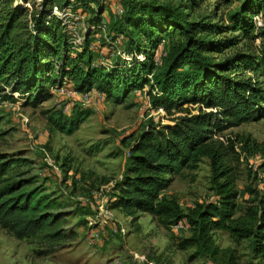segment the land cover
Wrapping results in <instances>:
<instances>
[{
  "label": "trees",
  "instance_id": "trees-1",
  "mask_svg": "<svg viewBox=\"0 0 264 264\" xmlns=\"http://www.w3.org/2000/svg\"><path fill=\"white\" fill-rule=\"evenodd\" d=\"M54 7L61 12L80 7L90 13L92 25L75 55L64 20L53 15ZM123 9L122 16L110 22L113 36H107L113 42L122 39L128 60L106 67L89 49L102 23V0H40L31 9L14 0H0V92L3 87L10 90L0 99L15 101L17 94L25 105L36 107L50 99L51 89L64 79L78 92L94 90L116 104L149 87L147 110L179 116L172 118V125L150 123L122 140L128 158L107 209L131 220L147 214L165 227L183 223L189 235L178 247L194 248L197 257L214 259L221 254L214 234L224 232L235 244L249 241L255 257L264 260V185L261 191L245 187L243 195L236 186L241 157H264V142L243 135L226 143L215 138L264 118L260 81L264 80V0H245L228 24L191 22L182 8L154 0H124ZM257 15L262 19L259 26L254 21ZM166 39L170 40L166 54L156 65L155 51ZM239 44L241 49L215 61ZM89 116L88 110L73 106L47 112V121L54 131L69 136ZM202 159L209 162L214 199L184 212L163 192L184 171H194ZM23 162L0 156V226L18 240L54 229L43 238L62 241L59 216L46 211L52 206L47 197L37 189L21 191L24 180L4 179ZM239 199L244 203L241 208ZM228 263L235 264L232 257Z\"/></svg>",
  "mask_w": 264,
  "mask_h": 264
},
{
  "label": "rangeland",
  "instance_id": "rangeland-1",
  "mask_svg": "<svg viewBox=\"0 0 264 264\" xmlns=\"http://www.w3.org/2000/svg\"><path fill=\"white\" fill-rule=\"evenodd\" d=\"M124 0H102L105 7L101 21L105 33L98 30L90 40L89 49L97 63L110 66L117 60H128L123 53L122 39L109 40L113 34L109 26L123 14ZM159 5L180 7L191 22L212 21L228 24L245 0H154ZM31 9L40 0H14ZM72 19L71 33L84 36L83 25H92L90 13L80 7L66 10ZM254 21L262 23L259 15ZM259 26V25H258ZM105 35L108 40H106ZM177 39V36L174 37ZM169 39L154 54L161 63ZM258 47V42L255 43ZM228 50L223 57H229L235 49ZM79 47H72L75 55ZM159 63V64H160ZM252 77V73H247ZM264 89V80L261 79ZM58 85L51 89V98L36 107L25 105L18 98L15 101L0 99V156L24 161L13 166L4 177L6 181L26 183L21 191L37 189L46 196L52 206L48 213L58 215L57 229L63 234L62 241L49 242L43 238L54 229L38 233L29 239H16L12 233L0 226V264H229L230 257L235 264H264L256 258L249 241L235 244L224 232H216L214 240L222 250L216 258L195 256L194 248L181 250L180 240L189 235L187 229L163 226L156 218L139 214L136 220L125 217L119 211L107 209L112 187L124 173L128 149L122 140L131 134L137 135L148 124L154 126L172 125V118L164 111H149L147 95L150 90L130 94L126 102L113 103L105 96L82 104L59 91ZM3 87L0 98L9 93ZM81 107L90 116L73 135L54 131L47 121V112L67 111ZM196 111L193 112L195 114ZM235 135L250 136L257 142H264V118L256 122L241 124L215 136L226 143ZM23 164V165H22ZM210 167L202 159L194 171H184L176 177L163 192L167 198H174L185 212L197 203L214 199L210 183ZM3 185V184H2ZM264 185V157L242 156L239 167L237 189L243 195L245 187L262 190ZM239 208L244 206L238 200ZM106 210L109 214H106ZM90 231L98 233V239L89 238Z\"/></svg>",
  "mask_w": 264,
  "mask_h": 264
},
{
  "label": "built area",
  "instance_id": "built-area-1",
  "mask_svg": "<svg viewBox=\"0 0 264 264\" xmlns=\"http://www.w3.org/2000/svg\"><path fill=\"white\" fill-rule=\"evenodd\" d=\"M53 15L58 16L60 18H62L64 20V25L66 26V31L67 34L70 38V42L72 44V46H77L80 49V46L82 45L83 41H84V36L81 37L80 34L75 35L74 33H71V26H73L76 22L77 19H72V16H70L68 13H66V11L61 12L60 10H58L56 7L53 8ZM258 25H261V22H258ZM105 24L104 22L101 23L100 26V30H102L105 33ZM83 32L86 33V28L83 25ZM85 35V34H84ZM106 40H108L107 35H105ZM156 65H160L158 60H155ZM62 84L65 86V88H63L62 86L59 87V91L61 93H64L65 95L71 97V98H75L77 99L80 103L82 104H89L91 103L94 99H100L103 95L100 94L97 91H90L88 93H81L78 92L76 90L73 89V86L71 84L70 81L64 79V81L62 82ZM157 91L156 89L153 91V94H155ZM147 106L148 108H150V104L147 100ZM158 111L163 112L162 109H158ZM106 214H109V211L106 210ZM176 229L179 228H186V226L183 223H178L177 225L172 226ZM98 233L96 231H90L89 233V238L92 240H97L98 239Z\"/></svg>",
  "mask_w": 264,
  "mask_h": 264
}]
</instances>
